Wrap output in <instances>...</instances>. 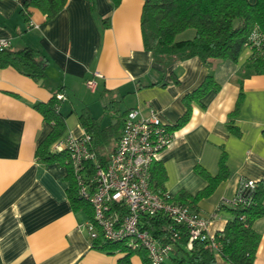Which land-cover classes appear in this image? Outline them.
<instances>
[{
	"label": "crops",
	"instance_id": "obj_1",
	"mask_svg": "<svg viewBox=\"0 0 264 264\" xmlns=\"http://www.w3.org/2000/svg\"><path fill=\"white\" fill-rule=\"evenodd\" d=\"M27 1L0 0V39L9 40L11 49L39 50L46 58L49 85L11 67L0 68V264H119L121 254L91 247L84 227L87 215L74 210L68 198L67 167L36 159L35 149L51 125L33 105L48 101L62 86L59 112L66 136L84 133L77 116L88 109L101 127L115 124L113 139L132 108L174 126L185 112L183 97L202 83L209 69L198 57L166 68L152 60L141 33L143 0H120L117 6L95 0L93 10L87 0H67L48 22L36 8H29L25 17L21 8ZM250 54L246 47L236 62L215 64L212 74L219 89L192 103L188 121L172 131L157 156L166 174L163 189L175 197L180 191L195 195L203 190L208 182L196 166L214 176L225 155L227 177L195 205L200 215L210 217L211 236L230 218L229 201L240 180L264 178V74L243 79L240 74ZM90 77L96 83L93 92L85 86ZM79 89L92 96L75 99ZM72 99L79 100L78 106ZM104 115L110 116L108 122ZM252 227L260 234L253 264H264V216ZM215 260L230 264L218 254ZM130 264L143 263L134 254Z\"/></svg>",
	"mask_w": 264,
	"mask_h": 264
},
{
	"label": "trees",
	"instance_id": "obj_2",
	"mask_svg": "<svg viewBox=\"0 0 264 264\" xmlns=\"http://www.w3.org/2000/svg\"><path fill=\"white\" fill-rule=\"evenodd\" d=\"M87 1L93 10L95 0ZM119 1L111 0L113 6H117ZM66 2L67 0H28L22 5L21 12L29 18V8H36L48 22L64 9ZM140 26L144 48L150 52L156 64L166 68L175 62L198 57L209 69L202 83L183 97L185 112L174 126H168L171 133L188 121L193 102H199L209 91L219 89L212 74L216 63L224 60L236 62L243 49L249 47L251 54L242 65L241 79L264 74V0H256L253 4L247 0H143ZM189 30L192 33L180 38L181 34ZM45 63V56L33 47L0 50V68L11 67L19 74L47 87L49 80L45 73ZM173 81L177 82L176 78ZM63 88L58 86L48 101L33 105L44 121L51 125L49 134L36 147L35 157L45 165L58 163L67 167L64 178L69 183L67 194L70 204L76 211H85L87 218L91 219V208L78 195L77 182L69 165V154L66 150L57 151L53 148L55 143L67 137L66 123L59 112L61 100L56 97ZM237 106L238 103L236 108ZM77 121L90 137V148L97 162L105 166L113 150L107 155L99 152V149L111 139L112 133L116 134L115 124L101 127L88 109L77 116ZM230 129L234 130L231 126ZM120 133L113 138L116 144ZM196 171L208 185L195 195L180 191L175 197H171L194 212H197L196 203L207 197L227 177L225 155L220 158L216 175H210L199 166H196ZM165 179L163 167L155 161L150 169V185L155 190L164 192ZM230 211L231 216L222 231L213 235L215 247H211L209 241L200 239L194 240L191 247H188L187 227L173 223L163 215L142 216L139 224L159 243L170 245L168 258L163 264H216L217 254L230 264H253L260 234L253 229L252 223L264 216V178L256 181L253 189L245 191L240 202L230 204ZM91 247L109 254H121L119 264H130V257L134 254L140 256L143 264H150L145 250L130 249L123 241L112 242L100 236L93 240Z\"/></svg>",
	"mask_w": 264,
	"mask_h": 264
},
{
	"label": "built area",
	"instance_id": "obj_3",
	"mask_svg": "<svg viewBox=\"0 0 264 264\" xmlns=\"http://www.w3.org/2000/svg\"><path fill=\"white\" fill-rule=\"evenodd\" d=\"M7 48L10 41L0 39V50ZM85 86L93 92L94 78L86 79ZM56 97L64 99L61 93ZM171 138L168 125L157 115L144 116L138 108H132L124 117L119 139L105 166L97 162L86 133L70 135L55 143V150H66L69 154L78 195L91 208L92 218L84 224L90 243L100 236L112 242L123 241L130 249L145 250L150 264H163L170 245L159 243L139 224L142 216L163 215L187 227L188 247L196 239L207 240L215 247L213 236L207 231L210 217L190 210L187 205L172 200L168 192H159L150 185V169ZM255 182L240 180L229 203L240 202L245 191L255 187Z\"/></svg>",
	"mask_w": 264,
	"mask_h": 264
},
{
	"label": "rangeland",
	"instance_id": "obj_4",
	"mask_svg": "<svg viewBox=\"0 0 264 264\" xmlns=\"http://www.w3.org/2000/svg\"><path fill=\"white\" fill-rule=\"evenodd\" d=\"M190 33H192V30H189V31H187V32H185V33H183V34H181L180 35V38H185V37H187ZM87 88V87H86ZM87 90L88 91H90L88 88H87ZM87 90H84V89H79V90H77V93H76V97H75V99L76 98H78L77 96H84V95H86V96H92V94H90ZM75 99H72V100H75ZM75 103H76V106H78V103H79V100H75L74 101ZM104 117L106 118V122H108L109 120H110V116H108V115H104ZM70 119H73V117H71ZM69 118H68V120H70ZM114 144V141H113V139H110V140H108V142L106 143V145L105 146H103V147H101L100 149H99V152H101V153H104V154H109L110 153V151H111V148H112V145Z\"/></svg>",
	"mask_w": 264,
	"mask_h": 264
}]
</instances>
